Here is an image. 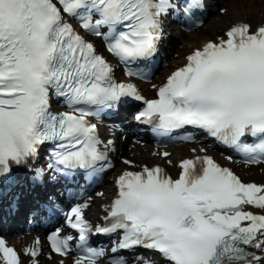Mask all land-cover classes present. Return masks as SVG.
<instances>
[{
    "label": "snow or ice",
    "instance_id": "obj_1",
    "mask_svg": "<svg viewBox=\"0 0 264 264\" xmlns=\"http://www.w3.org/2000/svg\"><path fill=\"white\" fill-rule=\"evenodd\" d=\"M245 4H259L264 12V0ZM205 8V0H0V175L45 152L48 162L34 169V182L78 172L93 182L115 167L109 155L115 148L90 118L99 120L126 97L146 105L136 119L158 136L196 130L242 154L246 164L264 165V21H233L187 54L182 67L154 86L151 100L136 84L118 82L115 66L97 48L99 41L126 76L144 79L165 20L175 16L189 30L199 28ZM54 101L64 110L55 111ZM157 154L172 163L169 152ZM178 167L176 179L160 166L119 175L115 198L105 208L107 226L89 224V202L55 208L78 234L56 229L48 236L59 264H66L64 258L71 264H128L90 247L94 231L117 237L111 254L139 248L153 254L136 256L135 264H264V214L249 210L264 212V185L244 183L206 154ZM41 254L39 238L23 252L27 264H41ZM0 264H26L3 238Z\"/></svg>",
    "mask_w": 264,
    "mask_h": 264
},
{
    "label": "bare ground",
    "instance_id": "obj_2",
    "mask_svg": "<svg viewBox=\"0 0 264 264\" xmlns=\"http://www.w3.org/2000/svg\"><path fill=\"white\" fill-rule=\"evenodd\" d=\"M224 7L228 9V13L224 16L215 15L208 21L205 25V28L202 27L197 32L190 35H183L181 38L184 40L183 49L175 50V53L181 55L179 58L182 62H184L185 51L192 47L201 46L208 39H215L219 34V31L223 29L224 31L233 21L237 19H247L250 20L253 24L260 23L264 21V12H262L261 6L259 4H245V0H231L224 3ZM263 14V15H262ZM261 15V16H260ZM176 64L178 60H173ZM172 71V69L167 70V74ZM161 77H159L160 79ZM141 151L140 148H138ZM175 151H183V149H176ZM142 157H146L150 161H155L154 158L148 157L147 153L141 152ZM175 157V155H173ZM264 180V176H262ZM107 181V178H106ZM105 190V196L108 195L109 186L106 185L103 187ZM100 201V200H98ZM44 264H54L53 262H45Z\"/></svg>",
    "mask_w": 264,
    "mask_h": 264
},
{
    "label": "rangeland",
    "instance_id": "obj_3",
    "mask_svg": "<svg viewBox=\"0 0 264 264\" xmlns=\"http://www.w3.org/2000/svg\"><path fill=\"white\" fill-rule=\"evenodd\" d=\"M262 15H263V14H262ZM223 16H224V15H223ZM260 16H261V15H260ZM222 32H223V31H220V33H219V34L221 35V34H222ZM213 38H215V37H213ZM181 44H183V42H180V46H182ZM180 46H179V48H178V49H179V50H182V49L180 48ZM190 50H191V48H190V49H188V50H186V51H185V53H186V52H189Z\"/></svg>",
    "mask_w": 264,
    "mask_h": 264
}]
</instances>
